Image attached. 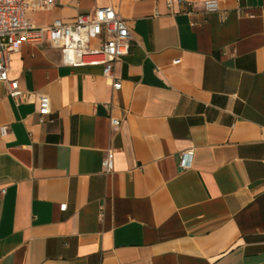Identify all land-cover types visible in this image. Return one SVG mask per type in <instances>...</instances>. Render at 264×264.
I'll return each instance as SVG.
<instances>
[{
	"label": "crops",
	"instance_id": "0c3cea01",
	"mask_svg": "<svg viewBox=\"0 0 264 264\" xmlns=\"http://www.w3.org/2000/svg\"><path fill=\"white\" fill-rule=\"evenodd\" d=\"M204 1L29 13L70 23L111 5L131 48L118 90L101 65H66L47 43L12 55L9 79L52 112L41 121L0 81V264H264V0Z\"/></svg>",
	"mask_w": 264,
	"mask_h": 264
},
{
	"label": "built area",
	"instance_id": "2783aa9c",
	"mask_svg": "<svg viewBox=\"0 0 264 264\" xmlns=\"http://www.w3.org/2000/svg\"><path fill=\"white\" fill-rule=\"evenodd\" d=\"M53 4L54 0H0V81L8 83V94L17 105L36 103L41 121L52 112L50 97L41 92H24L18 80L9 79L11 57L23 44L47 43L61 51L66 65H101L103 74L112 79L114 89L118 90L122 83L116 78L114 67L129 54L132 39L128 21L111 5L79 14L70 23L55 20L48 25H36L32 22L30 12L49 9ZM204 5L207 11H216L219 0H205ZM120 124V120L112 118L114 127ZM193 154V150L182 153L180 165L183 168L190 166ZM103 168L108 173L113 171L114 150L107 152ZM66 207L67 204H63L60 209Z\"/></svg>",
	"mask_w": 264,
	"mask_h": 264
}]
</instances>
